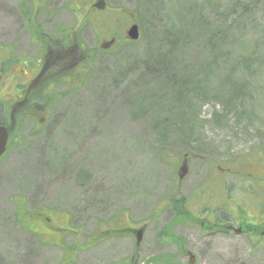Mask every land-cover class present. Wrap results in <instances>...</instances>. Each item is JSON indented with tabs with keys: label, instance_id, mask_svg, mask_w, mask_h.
<instances>
[{
	"label": "rangeland",
	"instance_id": "1",
	"mask_svg": "<svg viewBox=\"0 0 264 264\" xmlns=\"http://www.w3.org/2000/svg\"><path fill=\"white\" fill-rule=\"evenodd\" d=\"M35 26L53 40L31 35ZM37 41L75 43L91 60L80 57L77 76V64L61 69L48 104H22L13 120L0 104L11 127L0 160V264H57L72 239L76 264H183L164 241L172 221L197 264H264V247L205 238L178 211L216 171L235 182V170L263 163L264 0H0V66L10 50L35 58ZM18 205L67 228L63 248L43 226L35 234L13 224Z\"/></svg>",
	"mask_w": 264,
	"mask_h": 264
},
{
	"label": "flooded vegetation",
	"instance_id": "2",
	"mask_svg": "<svg viewBox=\"0 0 264 264\" xmlns=\"http://www.w3.org/2000/svg\"><path fill=\"white\" fill-rule=\"evenodd\" d=\"M94 5V3H93ZM91 7V5H90ZM101 7V6H100ZM104 8L105 5L103 4ZM28 17V24H36V16ZM31 35L44 34L42 29L27 28ZM34 35V36H35ZM47 38V34L43 35ZM37 38V37H36ZM44 38V39H45ZM39 46L34 54L35 58H29V61H23L15 53H10L8 57L9 63L5 68L0 66V104L6 103L7 110L10 112V119L13 120L14 115L20 113L19 107L22 104L30 103L44 105L57 99L52 89L58 88L61 84V69L64 66L78 65L76 76L83 72V65H79V49L67 48L61 44V48L53 45L44 47L40 41L36 42ZM91 60L90 53L82 57V62ZM71 64V65H70ZM53 86V87H52ZM5 88L4 90H1ZM27 101V102H25ZM22 113V112H21ZM20 113V114H21ZM36 115L35 113H33ZM227 170L225 174L228 172ZM235 170L237 181L228 182L225 174L216 171L214 181L209 183L203 190V196L197 195V202L189 205L184 204L185 212H188L187 219H193L189 222L198 225L203 232L205 238H213L218 243H227L229 245L249 243L250 247H264V160L258 166H249L243 169ZM247 183V184H246ZM192 200V199H191ZM20 206V205H18ZM196 208V209H194ZM200 209L198 212L197 210ZM36 210V209H35ZM37 210H40L37 208ZM14 217H10L13 224H18L22 230L29 233L37 234V228L43 226L50 235H57L56 247L63 248L64 231L67 228L55 226L52 219L42 211H34L33 213L25 212L20 206L16 207ZM173 222V221H172ZM170 223L167 227L164 241L169 245L177 246L181 251L179 258L183 264H197L198 258L194 251L186 248L185 239L176 238L174 224ZM177 225V224H176ZM122 230V229H119ZM68 231V230H66ZM136 235L140 237V246L145 241V231L143 228L133 229ZM137 231V232H136ZM76 232L72 229L71 235L77 237ZM61 235V237H60ZM217 235L221 236V238ZM51 246L52 243H44ZM185 244V246H183ZM245 245V244H243ZM157 247V245H155ZM72 249L70 255H64L57 264H76V255L78 248L72 239ZM264 250V248H263ZM1 259V256H0ZM142 258L139 257L140 264ZM155 260L150 258L145 260L144 264H154ZM159 262V261H157ZM168 261L159 262V264H167ZM56 264V263H55ZM132 264V263H129Z\"/></svg>",
	"mask_w": 264,
	"mask_h": 264
},
{
	"label": "water",
	"instance_id": "3",
	"mask_svg": "<svg viewBox=\"0 0 264 264\" xmlns=\"http://www.w3.org/2000/svg\"><path fill=\"white\" fill-rule=\"evenodd\" d=\"M128 36L131 40H138L140 37L139 26L137 24H133L128 30ZM9 140V132L8 129L0 125V158L5 154L7 150V144Z\"/></svg>",
	"mask_w": 264,
	"mask_h": 264
},
{
	"label": "trees",
	"instance_id": "4",
	"mask_svg": "<svg viewBox=\"0 0 264 264\" xmlns=\"http://www.w3.org/2000/svg\"><path fill=\"white\" fill-rule=\"evenodd\" d=\"M115 11H117V10H115ZM119 11V10H118ZM37 29H39L38 27H37ZM39 39H40V37H39ZM46 39V40H45ZM44 39V41L46 42L47 40H53V38L52 37H47V38H45ZM71 39H72V42H73V40H74V38L73 37H71ZM40 42H42V41H40ZM43 43V42H42ZM44 44V43H43ZM77 44H78V42H77ZM77 46V47H76ZM71 48H75V49H79V57H83L84 55H85V53H87V51L86 50H84L83 49V47H78V45H75V43H73V45H72V47ZM83 50V51H82ZM2 63H6V65L9 63V59L8 58H4L3 59V61H2ZM0 117H1V115H0ZM0 124H3V119L1 118L0 119ZM183 209H184V211H181L180 209H178V211L179 212H181V214L180 215H183L184 214V212H185V208H184V206H183Z\"/></svg>",
	"mask_w": 264,
	"mask_h": 264
}]
</instances>
